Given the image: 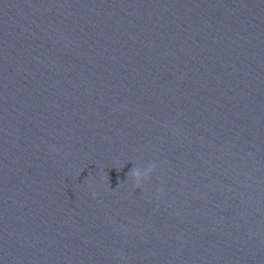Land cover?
I'll list each match as a JSON object with an SVG mask.
<instances>
[{"label": "water", "instance_id": "water-1", "mask_svg": "<svg viewBox=\"0 0 264 264\" xmlns=\"http://www.w3.org/2000/svg\"><path fill=\"white\" fill-rule=\"evenodd\" d=\"M0 264H264V0H0Z\"/></svg>", "mask_w": 264, "mask_h": 264}, {"label": "clouds", "instance_id": "clouds-1", "mask_svg": "<svg viewBox=\"0 0 264 264\" xmlns=\"http://www.w3.org/2000/svg\"><path fill=\"white\" fill-rule=\"evenodd\" d=\"M154 168L155 165L151 163L148 164L143 171H141L140 168L132 167L127 175L132 178L134 185L139 188L142 181H147L150 179L151 173L153 172Z\"/></svg>", "mask_w": 264, "mask_h": 264}]
</instances>
